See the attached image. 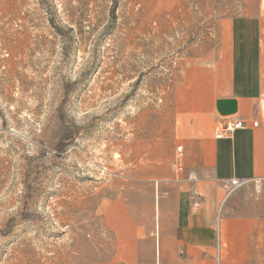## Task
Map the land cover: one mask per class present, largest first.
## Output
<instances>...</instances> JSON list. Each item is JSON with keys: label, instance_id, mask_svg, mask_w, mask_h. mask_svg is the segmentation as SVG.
<instances>
[{"label": "rangeland", "instance_id": "1", "mask_svg": "<svg viewBox=\"0 0 264 264\" xmlns=\"http://www.w3.org/2000/svg\"><path fill=\"white\" fill-rule=\"evenodd\" d=\"M240 15L264 45V0H0V264H144L135 226L184 176L176 90Z\"/></svg>", "mask_w": 264, "mask_h": 264}, {"label": "crops", "instance_id": "2", "mask_svg": "<svg viewBox=\"0 0 264 264\" xmlns=\"http://www.w3.org/2000/svg\"><path fill=\"white\" fill-rule=\"evenodd\" d=\"M222 25L226 34L221 46L207 64L187 68L176 90L180 109L188 116L184 176L180 188L149 207L135 226L136 231L151 232L137 244V262L264 264L262 22L258 16L240 15ZM219 101L233 102L235 114L221 116ZM231 117L244 120L247 127L217 140L216 131ZM188 173L195 183L184 181ZM232 178L258 180L260 189L256 193L249 184L227 196L223 186Z\"/></svg>", "mask_w": 264, "mask_h": 264}, {"label": "built area", "instance_id": "3", "mask_svg": "<svg viewBox=\"0 0 264 264\" xmlns=\"http://www.w3.org/2000/svg\"><path fill=\"white\" fill-rule=\"evenodd\" d=\"M258 122L255 121L252 123V127H257ZM247 127V123L240 119V118H235L231 117L229 122H227L226 126L222 130H218L215 133V138L217 140L219 139H226L229 138L235 131L245 129ZM177 155L179 157L180 163L183 162V149L182 146H178L176 148ZM183 163L180 164L181 169L184 168ZM183 170V169H182ZM187 179L189 181H195V177L193 176L192 173H188ZM249 184H253L255 188V192L257 193L260 189V183L258 180H247L244 178H232L230 179L224 186L223 189L226 192V195L229 196L236 190L242 189L246 187ZM196 206V203H195Z\"/></svg>", "mask_w": 264, "mask_h": 264}, {"label": "water", "instance_id": "4", "mask_svg": "<svg viewBox=\"0 0 264 264\" xmlns=\"http://www.w3.org/2000/svg\"><path fill=\"white\" fill-rule=\"evenodd\" d=\"M217 110L221 116H231L235 114L236 108L233 102L219 101L217 103Z\"/></svg>", "mask_w": 264, "mask_h": 264}]
</instances>
